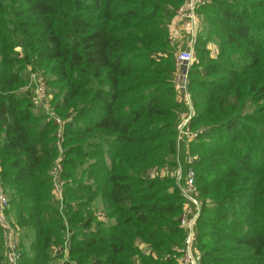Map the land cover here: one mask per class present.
Returning a JSON list of instances; mask_svg holds the SVG:
<instances>
[{"label": "trees", "instance_id": "obj_1", "mask_svg": "<svg viewBox=\"0 0 264 264\" xmlns=\"http://www.w3.org/2000/svg\"><path fill=\"white\" fill-rule=\"evenodd\" d=\"M203 1L188 71L191 126L204 130L188 164L201 264H264V0ZM183 2L0 0V175L26 239L17 264H54L67 227L74 264H176L184 199L173 178L147 173L176 155L184 107L168 26ZM31 73L47 77L63 121L62 178L87 164L65 182L62 212L56 127L20 91Z\"/></svg>", "mask_w": 264, "mask_h": 264}, {"label": "built area", "instance_id": "obj_2", "mask_svg": "<svg viewBox=\"0 0 264 264\" xmlns=\"http://www.w3.org/2000/svg\"><path fill=\"white\" fill-rule=\"evenodd\" d=\"M204 4L203 0H184V2L176 9L174 13V19L177 22L185 23L186 28L189 29L192 39L190 40L191 46L195 43V34L197 31L196 14L198 8ZM174 41V38H172ZM195 59L194 51L192 48L179 49L174 53V70L175 75L173 79V85L177 93L183 98L185 108L179 112V122L177 125V144L180 139L187 141V169L183 175V170L178 164V168L175 172V183L179 189V193L184 199V208L179 216V227L184 231L185 236L183 239L182 247L176 258V264H201V253L196 247H193L196 241L195 223L196 217L201 209V205L197 199V193L194 185V171L188 164L192 162V158L189 155L190 144L195 142L198 138L200 130H190L189 125L192 122L194 116V110L190 101V95L188 91V71ZM30 81L33 84L32 101L35 105L42 106L50 118L56 124H63V121L58 116H52L54 112L53 108L48 105L50 101V95L47 91L45 79L36 73L30 74ZM58 156L56 157L54 164L50 170V177L52 182V195L56 203L62 202V181L60 180L62 165L61 156L62 149L59 140L56 141ZM177 150V147H176ZM150 170L147 175L153 178L156 174H163L165 168ZM8 198L3 186V182L0 175V228L2 230L3 249L4 256L0 258V264H17L20 256L18 249V242L14 234L12 222L9 218L8 210ZM190 206L195 209L191 212ZM67 259L59 260V264H74L72 262L64 263Z\"/></svg>", "mask_w": 264, "mask_h": 264}, {"label": "rangeland", "instance_id": "obj_3", "mask_svg": "<svg viewBox=\"0 0 264 264\" xmlns=\"http://www.w3.org/2000/svg\"><path fill=\"white\" fill-rule=\"evenodd\" d=\"M174 18V17H173ZM172 18V19H173ZM170 22H171V20H170ZM197 31H196V34H198L197 32H199L200 30H201V28L203 27V23H202V21H200V20H198V22H197ZM196 34H195V39H196ZM172 38H169V43L171 44L172 43ZM195 44V43H194ZM209 47L210 48H212L211 50H212V52L213 51H215L216 50V45L214 44V43H211V44H209ZM17 50H19V49H17ZM177 50H179V49H177ZM177 50H175L174 51V53L177 51ZM195 54V53H194ZM212 56H214V54L212 55ZM21 58V57H20ZM25 58V55H24V53L22 52V59H24ZM174 75H175V70H174V74H173V77H174ZM43 77V76H42ZM45 77V76H44ZM43 77V78H44ZM45 78H47V77H45ZM26 90H28V91H31V102H32V104L34 105V107L36 108L35 109V113L36 114H38V113H44L46 116H47V119L48 120H50L52 123H53V125L56 127V131H55V137H56V139L57 140H59L60 141V143H62L63 142V125L62 124H56L51 118H50V115L47 113V111L42 107V106H39V105H35L34 103H33V101H32V94H33V84H32V82L30 81V74H29V81H28V83L23 87V88H21L20 89V91L21 92H25ZM51 93V92H50ZM50 95V94H49ZM190 95V94H189ZM50 101H49V103H48V105H50L52 108H53V110H54V107H53V105L51 104V102H52V94L50 95ZM177 98H178V100L179 101H182L183 102V107L185 106V104H184V101H183V98H181V96H179L178 95V93H177ZM52 114V116H55L56 114H55V112H53V113H51ZM178 122H179V118H178ZM177 125H178V123H177ZM189 128H190V130H192L193 131V128H192V126H191V124L189 125ZM194 130H200L201 132L198 134V136L202 133V132H204V130H202V129H198V128H196V129H194ZM180 141H181V139H180ZM192 144V143H191ZM190 144V145H191ZM178 145L179 144H177V126H176V147H178ZM62 149V148H61ZM187 152H186V147H184V145H183V143H181L180 145H179V147H178V152H177V161H176V155H175V159H174V161H173V165H171V166H169V167H163V168H165L166 169V173L164 174V175H162V174H156L153 178H160V179H164V178H169V179H171V178H173V180L175 181V172H176V170L177 169H179L178 168V164H179V166H180V168L183 170V172H182V174L184 175L185 174V171H186V169H187V161H186V159H188V157H187ZM192 158V157H191ZM63 160V154H62V156H61V160H60V162ZM62 165V164H61ZM87 167V164H83V166L81 167V168H79L78 170H77V173L76 174H71V176L69 177V178H67V179H63L62 178V172H61V176H60V180L62 181V202H61V204H59V203H56L55 202V200H54V197H53V195H52V204L56 207H58L59 209H60V211L62 212V207L64 206V204H63V206H62V203H63V188H64V186H65V182L67 183V186H69V187H72L74 184H75V182H78V181H81L82 179L80 178V174H79V171L80 170H82V169H84V168H86ZM192 169V168H191ZM193 170V169H192ZM62 171H63V165H62ZM194 171V170H193ZM155 172H157V169L155 170ZM195 173V172H194ZM195 175V174H194ZM49 176H50V172H49ZM50 179H51V177H50ZM194 183H195V177H194ZM51 184H52V182H51ZM198 199V198H197ZM198 202H199V199H198ZM192 209H194L193 208V206H190V210H191V212H194L195 211V209L192 211ZM199 214H200V211H199V213H198V215H197V217H196V220H197V218H198V216H199ZM195 231H196V242H195V244H193V247H196L198 250H199V252L201 253V250L199 249L200 248V241H199V239H197V235L199 234V229H198V225L195 223ZM13 231H14V234H15V236H16V239H17V242H18V249L20 250V248H19V246H20V241L22 240V238H23V242H25L26 243V239L23 237V235H24V233L22 234V232L21 231H18V230H15L14 228H13ZM70 232H71V230L69 229V227H67V230H66V234L64 235V238H65V241L62 243L63 245H62V249L60 250L59 248H60V246L59 247H55L53 250H51V254H52V256H55V257H53L52 259H53V263L54 264H57L58 263V261L59 260H64V259H67L69 262H71V260H70V257H69V254H68V243H69V236H70ZM181 247H182V245H181ZM181 247H178L177 249H176V253H175V255H178L179 254V251H180V248ZM175 255H174V257H175Z\"/></svg>", "mask_w": 264, "mask_h": 264}, {"label": "crops", "instance_id": "obj_4", "mask_svg": "<svg viewBox=\"0 0 264 264\" xmlns=\"http://www.w3.org/2000/svg\"><path fill=\"white\" fill-rule=\"evenodd\" d=\"M198 20H200V15L196 14V23L198 22ZM168 33H169V38H174V41H172V43H171L174 51L177 49H189V48L193 49L194 48V45L191 46V44H190V40L192 39V35H191L189 29L186 28L185 23L177 22V20H175L173 18L171 20L169 26H168ZM184 108H185V106H184ZM181 143H183L184 147H186V152H187V145H186L187 141L185 139H182L179 142V145ZM179 145H178V147H179ZM178 147L176 150V161H177ZM187 157H188V155H187ZM164 173H166V170L163 171V174ZM9 218H10L11 222L13 223L12 216L9 215ZM18 231H21V230L18 229ZM21 232L23 233V231H21ZM3 256H4V249L2 247L0 258H2Z\"/></svg>", "mask_w": 264, "mask_h": 264}]
</instances>
